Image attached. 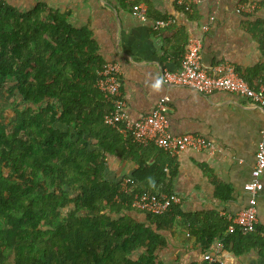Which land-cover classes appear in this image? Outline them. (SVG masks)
I'll list each match as a JSON object with an SVG mask.
<instances>
[{
  "label": "trees",
  "instance_id": "obj_1",
  "mask_svg": "<svg viewBox=\"0 0 264 264\" xmlns=\"http://www.w3.org/2000/svg\"><path fill=\"white\" fill-rule=\"evenodd\" d=\"M182 9L193 11L194 4L187 0ZM255 33L264 51V23ZM104 63L90 31L64 14L44 4L22 12L0 1V90L16 89L25 103L12 125L0 122V264H162L158 251L168 241L160 231L173 229L182 212L178 204L162 215L143 212L132 198L170 193L176 158L106 124L112 98L96 86ZM237 70L252 84L264 83ZM109 155L137 164L131 193L122 191L124 179H108ZM213 181L229 199L224 182ZM128 211L143 213L146 222ZM194 216L188 221L204 252L234 242L236 255L255 248L264 258L258 224L244 234L229 231L232 223L215 212Z\"/></svg>",
  "mask_w": 264,
  "mask_h": 264
},
{
  "label": "crops",
  "instance_id": "obj_2",
  "mask_svg": "<svg viewBox=\"0 0 264 264\" xmlns=\"http://www.w3.org/2000/svg\"><path fill=\"white\" fill-rule=\"evenodd\" d=\"M0 1L22 12L44 4L64 14L73 26L87 28L100 57L121 66L124 111L131 120L143 119L168 98L171 135L198 134L213 142L211 149L189 148L175 157L178 171L171 192L179 195L182 213L173 229L160 231L168 245L158 251L162 264L201 263L204 249L188 217L215 212L232 223L229 217L248 205L247 184L263 140L264 108L231 92L201 94L189 87L168 86L162 71L181 69L183 53L179 51L196 39L202 43V62L207 69L230 62L252 73L254 80L264 77L263 71L258 73L264 66V51L255 33L256 26L264 23V0H197L193 11L182 9L187 0ZM241 3L255 5V9L244 10ZM135 4L147 6L146 20L133 14ZM158 14L168 18L170 24L157 29L156 21L161 19L156 17ZM107 161V177L113 181H126L137 169L136 163L115 155H109ZM214 179L228 187L224 185L225 195H231L229 199L221 197V187ZM260 181L258 226L264 228V171ZM127 214L146 222L143 213ZM195 226H201L199 220ZM221 252L224 264H264L255 248L236 255L234 242Z\"/></svg>",
  "mask_w": 264,
  "mask_h": 264
},
{
  "label": "built area",
  "instance_id": "obj_3",
  "mask_svg": "<svg viewBox=\"0 0 264 264\" xmlns=\"http://www.w3.org/2000/svg\"><path fill=\"white\" fill-rule=\"evenodd\" d=\"M197 0H188L195 4ZM244 10H253L255 5L240 4ZM148 8L144 4H135L133 14L146 20ZM169 21L157 20L156 28L160 29L170 24ZM209 29V27H206ZM202 43L192 39L186 46L182 67L177 71L165 69L162 71L163 82L168 86L189 87L201 94H210L215 91H226L238 94L247 100L264 108V83L252 84L238 72L237 67L230 62H223L213 69H207L202 62ZM96 86L100 91L112 98L113 109L105 115L106 124L117 127L125 136H130L135 142L142 144L155 143L164 149L171 157H177L182 151L193 148L205 150L213 148L211 140L198 134L173 136L169 132L168 98H163L156 109L141 120H131L124 111L125 102L122 97L121 66L116 62H105L97 72ZM264 171V132L263 140L259 143L256 166L252 171V179L247 184L249 194L248 205L235 217H229L232 225L229 231L239 227L244 234L255 230L258 224V200L261 187V175ZM135 183L132 177L126 179L123 190L131 193V185ZM181 201L174 192L143 191L133 194L132 207L154 214L167 213L174 204ZM223 241H218L204 252L202 264H224L222 250Z\"/></svg>",
  "mask_w": 264,
  "mask_h": 264
},
{
  "label": "rangeland",
  "instance_id": "obj_4",
  "mask_svg": "<svg viewBox=\"0 0 264 264\" xmlns=\"http://www.w3.org/2000/svg\"><path fill=\"white\" fill-rule=\"evenodd\" d=\"M22 101L16 89L11 90L6 87L0 90V122L12 125L16 116V107L23 108L25 105ZM140 253H136L135 257H138ZM13 262L14 260L11 259L8 264H13Z\"/></svg>",
  "mask_w": 264,
  "mask_h": 264
}]
</instances>
